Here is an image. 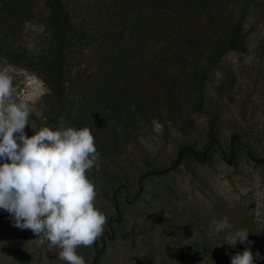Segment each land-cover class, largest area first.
<instances>
[{
	"label": "rangeland",
	"instance_id": "1",
	"mask_svg": "<svg viewBox=\"0 0 264 264\" xmlns=\"http://www.w3.org/2000/svg\"><path fill=\"white\" fill-rule=\"evenodd\" d=\"M21 1L32 2L31 16L13 14L0 22V38L5 33L16 54L0 55V72L12 78L14 99L30 106L24 131L31 137L45 126H67L61 116L41 117L49 90L40 77L42 65L31 56L35 39L50 37L51 26L42 20L47 12H36L43 9L41 0ZM263 33L264 24L256 22L248 50L226 51L208 70L199 100L190 93L184 106L189 124L180 129L181 119L174 118L155 136L153 118L139 121L119 152L102 154L99 170L86 173L98 193L95 206L107 217L102 236L76 248L86 264H231L230 256L245 248L255 264H264V215L258 221L254 211L264 204V164L258 160L264 158V58L255 49ZM210 127L215 142L203 162L181 153L174 163L182 146L202 149ZM222 217L233 232L248 229L252 243L229 246L223 232L210 238L211 222ZM193 235L197 243L185 244ZM35 238L0 210V264H67L58 259L59 249L40 246Z\"/></svg>",
	"mask_w": 264,
	"mask_h": 264
},
{
	"label": "trees",
	"instance_id": "2",
	"mask_svg": "<svg viewBox=\"0 0 264 264\" xmlns=\"http://www.w3.org/2000/svg\"><path fill=\"white\" fill-rule=\"evenodd\" d=\"M30 2L0 0V22L13 14L30 17ZM41 3L36 12H47L42 20L51 26L50 37L35 39L31 56L42 65L49 90L41 117L61 116L67 127L89 128L101 155L119 152L139 121L157 118L169 125L179 118L180 129L189 124L184 106L190 93L199 100L208 70L226 51L246 52L253 26L264 24V0ZM5 38L2 33L0 55L15 56ZM261 38L255 49L264 58V33ZM213 142L210 127L208 143L200 150L182 146L174 163L181 153L203 162Z\"/></svg>",
	"mask_w": 264,
	"mask_h": 264
},
{
	"label": "clouds",
	"instance_id": "3",
	"mask_svg": "<svg viewBox=\"0 0 264 264\" xmlns=\"http://www.w3.org/2000/svg\"><path fill=\"white\" fill-rule=\"evenodd\" d=\"M12 78L0 72V210L14 227L31 230L34 242L49 250L59 249L58 259L67 264H86L76 253L78 246H92L102 236L107 217L95 206L97 190L86 175L99 170L101 154L87 127L47 126L27 136L31 109L14 99ZM167 114L166 112L164 113ZM155 136H162L164 123L151 120ZM19 141V143H18ZM258 203L255 215L261 221ZM264 223V221H261ZM225 233L224 244H251L249 230L232 231L227 217L213 220L208 236ZM196 236L185 244L195 245ZM261 259L260 253H255ZM231 264H255L250 248L230 256Z\"/></svg>",
	"mask_w": 264,
	"mask_h": 264
}]
</instances>
